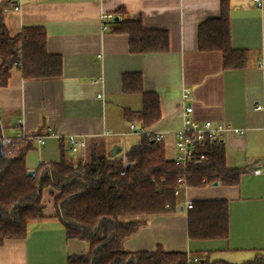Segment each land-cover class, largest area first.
<instances>
[{
	"label": "crops",
	"instance_id": "obj_1",
	"mask_svg": "<svg viewBox=\"0 0 264 264\" xmlns=\"http://www.w3.org/2000/svg\"><path fill=\"white\" fill-rule=\"evenodd\" d=\"M260 2L229 0L230 46L246 58L238 70H224L220 52L197 47V26L220 18L219 0H10L3 12L9 34L43 29L47 53L61 57L63 66L60 78L37 81L22 79L13 66L7 86L0 88V137L23 133L44 138L43 145H33L25 155V167L33 172L40 164L59 162L62 152L73 158L68 137L85 142L77 159L93 145L101 155L115 146L122 154L139 137L129 132L130 124H139L127 121L125 110L142 109L140 96L122 93V76L140 74L143 92L158 96L160 118L147 131L161 135L166 160L175 155L173 133L181 128L182 108L189 104L197 122L228 127L220 139L225 166L241 173L236 185L217 182L186 189L171 214L136 218L145 224L122 242V249L135 253L160 246L209 264H243L264 254V176L252 174L264 164V0ZM122 9L128 17L139 15L145 30L167 32L169 50L131 54L128 36L110 33L102 21L107 14L116 20L114 13ZM95 78L101 81L94 84ZM183 89L189 91L188 100L182 98ZM41 196L46 218L28 224L25 240H6L0 264H67L68 257L86 254L87 243L66 239L53 218L55 192L44 189ZM214 200L228 207L227 239L190 241L185 201Z\"/></svg>",
	"mask_w": 264,
	"mask_h": 264
},
{
	"label": "trees",
	"instance_id": "obj_2",
	"mask_svg": "<svg viewBox=\"0 0 264 264\" xmlns=\"http://www.w3.org/2000/svg\"><path fill=\"white\" fill-rule=\"evenodd\" d=\"M219 3L220 18L198 24L197 47L201 52H220L223 69L238 70L245 62L246 53L231 48L229 0H219ZM10 4L0 6V88L7 86L14 65L24 80L60 78L61 57L47 53L43 29L22 28L14 36L9 34L3 23V9ZM113 16L117 19L109 20L105 27L109 25L110 33L128 36L131 54L169 50L167 32L145 30L140 16L128 17L124 9ZM122 93L141 97V110H125L127 121L144 128L158 122V96L143 92L140 74L122 76ZM31 147L24 139L10 147L16 153L14 157L5 153L0 156V246L6 240H25L28 224L46 218L41 194L44 189H51L55 192L53 218L59 220L65 238L88 245L86 254L68 257L67 264H193L189 263L186 252H168L158 246L153 251L132 253L122 249V242L145 224L136 218L178 210L183 193L178 196L174 193L178 180L189 188L210 186L214 182L228 186L236 185L241 173L226 168L220 140L198 147L197 155L204 154L206 160L179 166L165 159L162 143L140 134L124 154L101 155L93 145L87 155L79 156L74 162L62 152L59 162L40 164L33 177H29L24 160ZM126 164L130 166L125 169ZM227 208L224 201L218 200L191 203L186 217L188 239H227ZM194 264L209 263L197 260ZM243 264H264V254Z\"/></svg>",
	"mask_w": 264,
	"mask_h": 264
},
{
	"label": "built area",
	"instance_id": "obj_3",
	"mask_svg": "<svg viewBox=\"0 0 264 264\" xmlns=\"http://www.w3.org/2000/svg\"><path fill=\"white\" fill-rule=\"evenodd\" d=\"M256 3L257 6L261 5L260 0H251ZM10 4V0H4L3 4ZM14 11H19L17 6H14L12 8ZM7 11L6 8L3 9V12L5 13ZM112 19V15L107 14L102 17V21L104 23L108 22L109 20ZM16 67V65H14ZM100 78H95L93 80V83H98L100 82ZM182 98L184 100L189 99V91L187 89L182 90ZM100 95H98V98ZM257 109H261L260 106L256 107ZM192 106L189 104H184L182 108V126L180 129L176 130L173 135H174V144L173 148L175 149V155L172 159V161L179 165V166H184L188 164L189 162H200L206 160V157L204 154H199L197 155V150L198 147L204 144L205 142H213V141H218L221 139L222 135L224 132L227 131L228 127L225 125L221 124H215L211 123L210 121H196L192 118ZM129 132L132 135L140 136L145 135L148 140L150 141H156L158 143H162V137L161 135L158 134H151L149 133L146 128L144 127H139L134 124L129 125ZM234 133H238L237 130H234ZM241 133V132H239ZM27 140L31 145H43L44 143V138L41 136H32L30 134H17L14 137L10 138H2L0 137V154L5 153L7 155H11V157H14L16 153L10 149L11 146L14 144L18 143L19 141L22 140ZM85 148V142L82 140H77L76 138L73 137H68L67 140V149L72 153L73 155V161L75 162L77 160V155L82 151V149ZM126 167V166H125ZM126 169V168H125ZM252 174L254 176L261 175L264 176V164L261 168H257L254 171H252ZM179 186L178 188L174 191L175 195L178 196L180 195L181 192H185L187 187L186 185L183 184V181L180 179L178 180ZM185 209H190L191 208V202L185 201L184 203ZM168 209V207H167ZM196 259H189V263H196Z\"/></svg>",
	"mask_w": 264,
	"mask_h": 264
},
{
	"label": "water",
	"instance_id": "obj_4",
	"mask_svg": "<svg viewBox=\"0 0 264 264\" xmlns=\"http://www.w3.org/2000/svg\"><path fill=\"white\" fill-rule=\"evenodd\" d=\"M114 20H115V18H114ZM120 153H121L120 148L115 146V147L111 148L110 156L112 157V156H115V155L120 154ZM0 156H1V154H0ZM129 166H130L129 164H126L125 168H129ZM33 175H34L33 171H28L27 176L33 177ZM216 184H217V182H214L212 184V186H215Z\"/></svg>",
	"mask_w": 264,
	"mask_h": 264
},
{
	"label": "rangeland",
	"instance_id": "obj_5",
	"mask_svg": "<svg viewBox=\"0 0 264 264\" xmlns=\"http://www.w3.org/2000/svg\"><path fill=\"white\" fill-rule=\"evenodd\" d=\"M146 130H147V128H146ZM21 134H23V133H21ZM128 149V148H127ZM127 149H126V151H127ZM124 153H126V152H124ZM124 153H122V154H124Z\"/></svg>",
	"mask_w": 264,
	"mask_h": 264
}]
</instances>
